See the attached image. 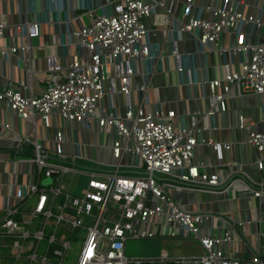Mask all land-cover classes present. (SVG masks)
<instances>
[{
	"label": "built area",
	"instance_id": "2783aa9c",
	"mask_svg": "<svg viewBox=\"0 0 264 264\" xmlns=\"http://www.w3.org/2000/svg\"><path fill=\"white\" fill-rule=\"evenodd\" d=\"M39 1L52 4L57 15L63 3L86 10L88 22L68 33L65 45L73 44L78 56L63 68L49 66L39 94L24 81L0 86L5 109L32 123L22 134L0 126V141L9 145L7 156L0 151V264H264L257 255L240 259L229 249L237 227L259 220L230 224L219 215L185 210L173 196L264 199V175L253 180L243 172L221 173L225 152L237 144L252 148L258 158L247 165L264 171V131L255 130V121L237 114L236 129L245 132L241 142L198 138L217 131L206 122L244 95L259 98L264 121V43L255 42L263 12L246 15L235 0H80L76 8L73 0ZM148 18L164 34L162 42L149 41ZM50 23L49 17L22 18L8 26L0 14V38L7 29L20 41L4 48L2 57L26 54L40 25ZM182 34L199 50L180 52ZM223 35L233 36L232 45L219 44ZM203 61L215 65L218 75L209 76ZM163 62L181 75L175 87L196 85L200 98L208 99V109L189 116L187 126L177 123L174 108L151 100V80ZM136 76L142 82L133 89ZM198 146L211 148L213 158L196 160ZM177 238L196 240L201 254L125 255L128 239Z\"/></svg>",
	"mask_w": 264,
	"mask_h": 264
},
{
	"label": "crops",
	"instance_id": "0c3cea01",
	"mask_svg": "<svg viewBox=\"0 0 264 264\" xmlns=\"http://www.w3.org/2000/svg\"><path fill=\"white\" fill-rule=\"evenodd\" d=\"M217 0H193L195 5H207L215 3ZM240 2L239 11L246 15L254 17L261 16L264 18V0H235ZM73 6L76 8L80 5V0H73ZM87 4H93L92 0H88ZM52 4L49 6L44 1L35 0L31 5L24 1L18 0H0V14L3 16V21L8 26L18 24L22 18L28 21L43 20L49 17L52 21L50 24L40 25L39 36L33 38L30 43V49L26 54H13L4 59L0 53V86L18 81H24L29 91L33 94H39L42 91L41 78L47 73L49 66L64 67L73 61L79 54L77 48L73 45H65L70 41L68 33L73 29L79 28L87 16L84 14L86 10H72L71 4L63 3L61 11L52 13L50 11ZM33 8V13H32ZM69 8V9H68ZM66 10L69 12L66 13ZM99 12V11H98ZM261 12H263L261 14ZM206 16V15H205ZM77 17V18H74ZM72 19L70 24H66L65 20ZM88 22V19H87ZM146 24L150 28L149 41L162 42L164 34L153 25V18H148ZM264 28L258 29L255 33V42L258 44L264 43ZM233 36H222L219 44L232 45ZM20 41L10 30L4 31V36L0 38V52L4 48L10 46L17 47ZM71 43H73L71 41ZM199 50L195 40L189 37L188 34L180 36L179 51L182 53H193ZM221 58H215V64L221 63ZM198 64V60H196ZM203 65L207 67L209 76L215 77L219 71L212 63L207 64L203 61ZM174 65L163 62L159 64V70L153 76L150 84L151 100L155 103H161L163 107L175 109L178 115L177 123L187 126L189 116L197 112H204L208 109V99L200 98V89L194 85L193 87L178 88L181 79L179 72L175 71ZM139 71L140 67L138 66ZM142 78L136 76L132 79V88L135 89L141 85ZM233 94H237L234 90ZM229 109L216 116L211 121H207L209 125L213 122L218 127L217 131H205L198 135V138H209L215 142H241L245 138V132L236 129L237 114H241L256 122L255 130L264 131V121L259 112V98L254 95H244L232 99ZM203 123V121H202ZM1 124L9 125L14 132L29 133L32 130L30 120L22 121L10 114L0 103V126ZM8 143L0 141V151L4 155H8ZM196 160H206L213 158L211 148L206 146H198L195 150ZM258 158V154L250 147L244 144L234 146L232 152H225V166L222 168V174L231 172L245 173L249 178L258 180L264 175V171L259 172L254 166L247 165L249 162ZM228 162H237L239 166L229 167ZM7 181L6 177H3ZM173 196L178 200L183 209L189 211H202L214 215L221 216L225 221L234 224V221L256 220L259 222L246 227H237L233 233L234 242L229 246L232 250L231 255L246 259L251 255H257L264 259V199L248 198L247 195L229 194L228 198L224 199L219 196L208 194H193V193H173ZM222 232V230L220 231ZM165 240V239H161ZM167 240V239H166ZM171 240V239H168ZM171 244L172 250L167 253L171 256L180 255H199L201 250L198 243L194 239L177 238V240L167 242ZM160 256V255H158ZM156 256V257H158Z\"/></svg>",
	"mask_w": 264,
	"mask_h": 264
},
{
	"label": "rangeland",
	"instance_id": "374dc122",
	"mask_svg": "<svg viewBox=\"0 0 264 264\" xmlns=\"http://www.w3.org/2000/svg\"><path fill=\"white\" fill-rule=\"evenodd\" d=\"M100 14V12L98 13ZM85 24H87L86 17L84 18ZM264 33V32H263ZM264 36V35H263ZM99 142L100 144H104L105 138L104 136H99ZM86 178H83L80 182V185H85ZM74 187V185H73ZM79 189L80 187L75 186V194L79 195ZM177 240V239H175ZM169 241L174 240H161V239H140V240H132L128 239L125 242V255L129 259L133 258H154L160 254H171L170 250L172 248L170 247L171 244L167 243ZM170 249V250H169ZM73 260L70 259L69 263H72Z\"/></svg>",
	"mask_w": 264,
	"mask_h": 264
},
{
	"label": "trees",
	"instance_id": "16d2710c",
	"mask_svg": "<svg viewBox=\"0 0 264 264\" xmlns=\"http://www.w3.org/2000/svg\"><path fill=\"white\" fill-rule=\"evenodd\" d=\"M157 264V263H156Z\"/></svg>",
	"mask_w": 264,
	"mask_h": 264
}]
</instances>
